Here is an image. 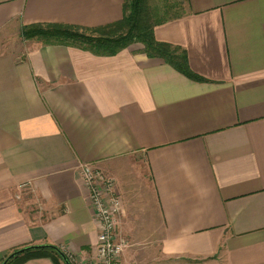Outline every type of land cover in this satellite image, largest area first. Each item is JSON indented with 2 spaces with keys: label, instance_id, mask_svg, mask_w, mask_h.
<instances>
[{
  "label": "crops",
  "instance_id": "crops-1",
  "mask_svg": "<svg viewBox=\"0 0 264 264\" xmlns=\"http://www.w3.org/2000/svg\"><path fill=\"white\" fill-rule=\"evenodd\" d=\"M124 3L0 0V264L46 245L96 255L83 164L117 182L122 264H264V0H186L155 28L203 82L141 43L22 42L31 25L117 23Z\"/></svg>",
  "mask_w": 264,
  "mask_h": 264
},
{
  "label": "trees",
  "instance_id": "trees-1",
  "mask_svg": "<svg viewBox=\"0 0 264 264\" xmlns=\"http://www.w3.org/2000/svg\"><path fill=\"white\" fill-rule=\"evenodd\" d=\"M180 16L171 15L168 11L161 14L158 8L149 5V0H125L123 19L117 23L95 29L58 24L31 25L23 29L22 36L29 40L38 39L49 46L79 47L99 56H114L135 43H141L148 57L161 58L188 79L203 82L205 79L191 70L184 53L178 56L172 46L155 39L154 30L157 26ZM45 257L57 263L62 260L66 264L67 260L60 249L46 245L28 250L13 258L9 264H22Z\"/></svg>",
  "mask_w": 264,
  "mask_h": 264
},
{
  "label": "built area",
  "instance_id": "built-area-1",
  "mask_svg": "<svg viewBox=\"0 0 264 264\" xmlns=\"http://www.w3.org/2000/svg\"><path fill=\"white\" fill-rule=\"evenodd\" d=\"M79 173L98 225L97 253L89 259L65 256L70 264H122L127 242L118 238L123 200L117 183L90 164L80 165Z\"/></svg>",
  "mask_w": 264,
  "mask_h": 264
},
{
  "label": "rangeland",
  "instance_id": "rangeland-1",
  "mask_svg": "<svg viewBox=\"0 0 264 264\" xmlns=\"http://www.w3.org/2000/svg\"><path fill=\"white\" fill-rule=\"evenodd\" d=\"M185 4H186V0H149V5L152 6V8H158L161 14L164 11H168L171 15L182 14V13H184ZM165 7H167V8H165ZM21 38H22V42L29 40L27 38H24L23 36ZM177 55L179 56V54H177ZM138 178L136 181L139 182ZM126 180L127 179H125L124 181H126ZM129 184H130V185H128L129 188L126 189V192H127L126 194L139 192L140 189L138 186H140V188H142L143 191H145V188H144V185L142 184V182L137 183L134 181V182H130ZM134 186H135V188H134ZM124 195L125 194L122 193V196H124ZM123 207H124V204H123ZM139 214H141V216H139V218H141L143 216L145 218V221L148 220L149 216H146L144 211L139 212ZM136 220L138 221V217H136Z\"/></svg>",
  "mask_w": 264,
  "mask_h": 264
},
{
  "label": "water",
  "instance_id": "water-1",
  "mask_svg": "<svg viewBox=\"0 0 264 264\" xmlns=\"http://www.w3.org/2000/svg\"><path fill=\"white\" fill-rule=\"evenodd\" d=\"M37 247H44V246H36V247H28V248H25V249H22V250H19V251H17V252H14L13 254H11L2 264H9V262L13 259V258H15V257H17V256H19V255H21V254H23V253H25V252H27L28 250H30V249H32V248H37ZM66 264H70L69 262H68V260H66Z\"/></svg>",
  "mask_w": 264,
  "mask_h": 264
}]
</instances>
